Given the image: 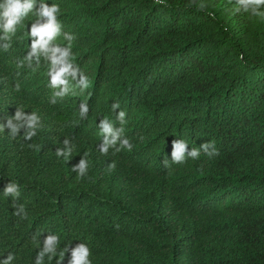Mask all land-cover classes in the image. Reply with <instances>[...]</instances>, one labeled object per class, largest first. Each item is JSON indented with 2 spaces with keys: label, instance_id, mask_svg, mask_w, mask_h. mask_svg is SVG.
I'll use <instances>...</instances> for the list:
<instances>
[{
  "label": "trees",
  "instance_id": "16d2710c",
  "mask_svg": "<svg viewBox=\"0 0 264 264\" xmlns=\"http://www.w3.org/2000/svg\"><path fill=\"white\" fill-rule=\"evenodd\" d=\"M45 2L60 6L55 43L74 34L73 63L90 85L51 102L48 63L24 60L34 12L0 47V124L18 107L41 118L31 140L0 132V261L35 264L51 233L57 255L44 264H68L59 253L80 242L92 264H264V18L236 11L237 0ZM103 118L124 128L131 151L101 154ZM66 138L72 155L58 158ZM175 139L189 150L214 142L219 154L173 163ZM11 181L15 201L3 193Z\"/></svg>",
  "mask_w": 264,
  "mask_h": 264
},
{
  "label": "clouds",
  "instance_id": "9594fccd",
  "mask_svg": "<svg viewBox=\"0 0 264 264\" xmlns=\"http://www.w3.org/2000/svg\"><path fill=\"white\" fill-rule=\"evenodd\" d=\"M157 4L166 5V0H155ZM37 0H0V31L3 35H0V41H4L0 44L5 51L11 47V39L16 34L17 28L23 23L25 18L30 13L34 12L35 19L31 23L29 36L31 37L30 50L24 60L31 67L33 61L39 66L41 58H43L49 65L48 76L49 87L56 89L53 93L52 103H56V98H63L75 87H79L81 91L86 90L90 81L89 78L81 72L78 66L74 65L72 59L71 43L75 39L74 34L64 33V39L68 42L67 46L57 44L55 41L61 35L62 25L58 19V13L61 9L58 4L49 5L45 0H41L39 8L36 7ZM238 8L236 11H244L250 13L253 16H259L264 18V0H237ZM200 9L203 10L206 5L201 3ZM74 81L75 84L71 82ZM19 85H17V90ZM120 109L119 103H113L112 110L116 112ZM89 112V106L87 102H81L80 104V116L85 118ZM126 112L120 110L116 112V119L121 125L125 123ZM41 126V118L36 112L27 113L22 108L18 107L15 114L7 117L5 124H0V132L5 128L9 129V135L15 139L21 134L23 129V136L26 140H31L36 134L38 127ZM100 133L103 137L99 144V151L103 155L109 153V149H113V155L121 151L123 148L132 150L133 145L127 137L123 136L124 128L115 127L114 124L108 119L103 118L99 123ZM64 148H57L55 153L58 158L64 157L67 159L72 155L73 145L66 138L63 141ZM119 144V147L117 145ZM35 147V145H29ZM201 149L209 156L213 157L218 155L214 142H204L200 145V148L188 149V144L183 139H175L172 141L171 160L173 163L183 164L187 158L193 160L198 159ZM87 153L83 155L80 161L72 166V171L77 173V178H83L89 168L88 160L86 159ZM165 167H169L168 160H163ZM115 162L108 164V169L113 170L115 168ZM5 196H11L17 199L20 195L19 185L14 182H9L3 191ZM14 214L20 216L26 213L24 206H16ZM59 244V237L57 235L49 233L43 238V247L37 253L35 258V264H44L45 256L52 257L57 255V246ZM70 252V258L68 264H92L90 260L91 249L84 243L80 242L74 247L71 244L67 245L63 251L59 253L61 257L65 256V253ZM15 259L14 255L9 253L0 264H12ZM63 259L58 260L57 264H63Z\"/></svg>",
  "mask_w": 264,
  "mask_h": 264
}]
</instances>
